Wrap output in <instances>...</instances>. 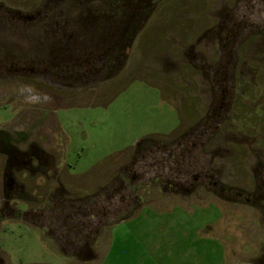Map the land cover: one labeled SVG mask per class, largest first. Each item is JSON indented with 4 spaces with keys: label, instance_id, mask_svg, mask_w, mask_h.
<instances>
[{
    "label": "rangeland",
    "instance_id": "rangeland-1",
    "mask_svg": "<svg viewBox=\"0 0 264 264\" xmlns=\"http://www.w3.org/2000/svg\"><path fill=\"white\" fill-rule=\"evenodd\" d=\"M122 1V10L105 12L122 26L116 35L120 44L105 40L96 47L91 42L89 50L79 46L73 51L83 61L86 51L94 52L86 58L90 62L121 57L99 60L106 61V69L90 86L70 92L56 87L62 97L46 106L57 164L72 176L65 183L74 192L68 196L72 208L55 205L57 213L47 211L40 226L15 216L2 218L0 259L4 264H264V223L258 211L236 194L218 190L217 197L213 192L212 182L242 181L240 171L233 178L225 172L221 179L213 168L216 160L226 158L228 139L215 152L192 145L197 136L207 140L215 116L206 113L183 136L186 126L203 117L213 95L224 107L233 98L247 101L252 93L241 87L253 84V69L261 68L256 81L264 84V61L257 53L264 0H153L148 21L147 0ZM139 3L136 9L144 14L138 18L147 23L127 27V11ZM205 31L208 40L211 34L220 43L224 55L218 61L208 44L197 41ZM243 41L248 47L244 58L238 51ZM49 92L47 87L41 93ZM16 111L13 104L0 105V126ZM184 150L185 172L171 171ZM174 178L194 185L175 190L167 184ZM134 194L136 201L130 199ZM80 207L94 217H76ZM68 212L76 217L74 232L65 219ZM87 239L95 256L75 257L72 253L78 252L68 243ZM58 244L67 246L66 253Z\"/></svg>",
    "mask_w": 264,
    "mask_h": 264
},
{
    "label": "flooded vegetation",
    "instance_id": "flooded-vegetation-1",
    "mask_svg": "<svg viewBox=\"0 0 264 264\" xmlns=\"http://www.w3.org/2000/svg\"><path fill=\"white\" fill-rule=\"evenodd\" d=\"M147 1L144 10L148 21L153 11V0ZM139 6L140 3L127 11V27L137 24H141V27L147 23L146 19L140 21L138 18L144 14L142 9H136ZM124 7L122 0H23V3L21 0L0 1V105L17 106L14 118L0 126V220L15 216L40 226V222L46 220L47 211L55 215V205L65 204L62 208L68 211L72 208L68 200H71L69 197L73 196L74 192L66 189L65 185L72 176L57 164V152L51 146L46 128V106L54 105L56 99L62 97L55 91L56 87L61 88V91L67 89L70 92L90 86V82L106 69V61L121 57L106 60L99 56L90 62L86 58L89 56L92 59L93 56L90 55L94 52L86 51L88 56L84 57L83 61L79 56H74L73 51L79 46L84 51L91 42H94L96 47L104 45L105 40H112L119 45L120 40L116 35L121 33L122 26L111 14L106 17L105 12L113 13ZM127 27L124 28L128 29ZM207 31L210 32V29ZM207 31L200 35L197 41H201L203 45L208 44L210 56L214 61H218L224 55L223 50L214 36L210 34L212 38L209 40L205 37ZM95 36H98V40ZM244 41L241 44L243 48L238 50L242 52L239 55L243 58L248 55V51H244L248 48H245ZM257 41L258 60L264 61V31L260 32ZM204 54L209 56L208 53ZM189 56L193 58L192 54ZM102 59L106 61L101 63L99 60ZM74 65L77 67H73ZM260 69H251L253 84L241 87L242 91L252 93L247 101L239 102L233 98L228 103L231 106L224 107V102L217 105L213 95L208 103L210 108L208 105L204 106L203 117L198 123L186 126L187 132L185 130L183 136L194 126H199L206 118V113L210 115L212 112L215 119L212 117L214 121L209 125V137L201 142L197 136L192 145L195 147L204 144L215 152L218 148L223 149V142L220 141L228 139L225 141V149L228 151L226 158L216 160V165L212 166L220 172L221 179L225 172L233 178L235 173L240 171L241 180H247L241 184L242 181L224 182L223 179L212 182L215 189L213 192L217 197L218 190L242 197V203L256 209L264 223V84H258L256 81ZM47 87L50 92L42 94L43 89ZM238 89L239 85L237 92ZM222 91H225V88H222ZM214 92H218L215 87ZM223 107L226 108L225 115L220 111ZM242 113L245 116L241 119ZM209 115L207 117H210ZM238 125L241 127L239 130ZM233 136H242V140ZM186 147L190 149L189 146ZM184 152L185 150L181 151V158L176 166L171 167V171L185 172ZM192 171L195 170L188 169L189 173ZM201 177L203 178L202 175ZM195 178L197 179V175ZM167 184L181 191H188L187 187L194 185L175 178L169 179ZM130 199L136 201L137 195L134 194ZM224 200H227V197ZM232 202L240 203L236 199ZM88 211L80 207L74 215L79 217L82 214L83 217L93 218L94 215ZM71 216L68 212L65 219L68 223L71 221L70 226L73 228L72 221L76 217ZM72 231L74 232V228ZM51 236L54 238L57 234ZM68 244L78 252V255L72 254L84 258L83 260L95 256L88 239L74 246L73 243ZM58 247L62 253H66L67 246L58 244ZM262 257L264 259V254ZM0 264H4L1 259Z\"/></svg>",
    "mask_w": 264,
    "mask_h": 264
},
{
    "label": "trees",
    "instance_id": "trees-1",
    "mask_svg": "<svg viewBox=\"0 0 264 264\" xmlns=\"http://www.w3.org/2000/svg\"><path fill=\"white\" fill-rule=\"evenodd\" d=\"M75 257H78V256H75Z\"/></svg>",
    "mask_w": 264,
    "mask_h": 264
}]
</instances>
